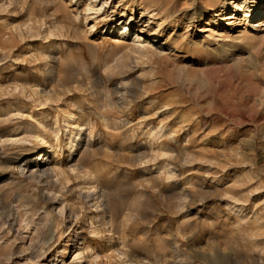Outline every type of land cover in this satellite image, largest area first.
I'll use <instances>...</instances> for the list:
<instances>
[{"label":"rangeland","instance_id":"rangeland-1","mask_svg":"<svg viewBox=\"0 0 264 264\" xmlns=\"http://www.w3.org/2000/svg\"><path fill=\"white\" fill-rule=\"evenodd\" d=\"M64 1L86 19L51 0H0V264H264V27L252 28L264 13L230 27L228 53L185 54L136 36L159 32L158 8L184 0H148L150 11L138 0ZM213 1L216 17L244 18L245 0ZM207 18L189 36L201 39ZM54 66L74 83L44 76ZM24 71H37L43 92L14 80ZM45 152L49 180L3 164ZM91 197L112 207L103 237L91 238L103 213Z\"/></svg>","mask_w":264,"mask_h":264},{"label":"bare ground","instance_id":"bare-ground-1","mask_svg":"<svg viewBox=\"0 0 264 264\" xmlns=\"http://www.w3.org/2000/svg\"><path fill=\"white\" fill-rule=\"evenodd\" d=\"M51 1L55 9L63 11L64 13H68V15L69 13H75L78 16L84 14L83 17L86 19L85 11L80 10V5L78 2L74 3L71 1L69 4H67L64 0H51ZM120 2L124 3L125 5H128L131 2V0H120ZM138 2L139 3L137 6L138 7L144 6L145 11H150V9L153 8V5L149 4L150 1L148 0H138ZM188 4H189L188 0H184L183 8H187ZM239 4L240 5L238 6V10H240L244 14V18L234 23L230 21L234 19V17H232L230 14H226L223 16L220 15L216 17L215 14L218 13L216 10L218 7V2L216 1L215 3L213 0H192L188 10H182L183 9L182 8L178 11L177 10L178 4L177 5L172 4L171 7H168L166 9H164V6H160L158 8L157 13L154 14V17H153L158 27L157 31L159 32H151V31L147 32L144 30L137 29L136 36L138 37V41L142 40L143 38L146 41V44H150L151 46L156 44L157 46L164 47L166 46L167 43H170V46L168 47V49H172L170 53L174 52V53L187 54V52H190L191 50H195L199 54L203 52H209V51L214 52V53H217L219 51L223 53H228L231 47L230 45L228 46V43L231 42L229 41V39L231 38L230 36L231 28L230 27L233 25H236V26L240 25L241 21L246 22V25L252 24L254 23L255 20L259 19V17L264 13V0H255V3H254L255 7L250 12L248 11L247 0L240 2ZM202 7H204V11ZM229 7H230V1H227L221 7L223 10L222 12L227 11ZM125 10H127V7L125 8ZM131 11L133 10L131 9ZM209 12L214 13V15L210 16ZM208 16L209 18L203 21V27L200 30V33L203 34L204 36L201 39H197L199 37L192 38V36H189L190 32H195L193 35L197 34L196 28L199 22L198 19L200 17L204 18ZM65 19L63 17L57 22L63 23L65 22L64 21ZM186 23L189 25H185ZM180 27L181 28L183 27V29L185 30L182 35L175 33V30ZM263 27H264V19H262L261 21H257L252 28L253 30L258 31L262 29ZM166 28H170L172 32H171V35L168 37V40L163 44L162 42H164L165 39H163L162 37L165 33ZM114 31L115 29L111 31L112 35L114 34ZM129 32H130V29L127 28V25H124L118 28L117 34H119V36L121 37H126L129 34ZM55 60H56L55 58L50 59L51 62H55ZM60 69L54 66V68L52 70L47 71L44 74V76H46L47 78L49 77V79L51 80L57 79L60 87H67L71 85L72 83H74V79L70 75V73L60 70ZM14 77H15L14 80L19 81L22 84L25 83L26 78L31 77L34 83L33 86H36L37 88L41 89L40 90L41 92H43V87L39 85V83H36L37 71H33L31 75H30V72H27V71L18 72L16 73ZM66 118H67L66 120L67 123H69V121L74 119L75 116L74 114H69V116ZM74 128L76 131L74 132L72 139L78 138L82 131V127L80 125H76ZM77 146L78 144H76V142L73 141L72 144L70 145V148H71L69 150L70 156H72V154H76L75 157H77L80 154L77 151L78 149ZM48 156H49V152H45V154L43 156H40L38 160L37 159L33 160L32 156L25 160L21 158H11L8 156H3L2 159H3V164H5V166H7L8 169L9 168L13 169L14 166H17L22 173H30L31 176L38 175L39 178L49 180L53 172H52V169H49V168L46 169L45 167L46 163L43 161L44 158ZM75 157L72 160V162L74 161V164L71 166L77 167V163L81 161V159H79L78 157V159L75 160ZM50 158L51 156L47 158V161ZM53 163H54V160L52 164ZM59 171H60V174H59ZM63 174L66 175L65 171H63L61 168H58V172L55 171V176L57 177L58 175H63ZM91 198H92L91 202L96 201V205H95L96 208L100 209V211L103 212L102 214H100L98 218L96 217L95 223L99 224L98 225L99 227L98 229H94V231L91 233L92 234L91 238H95V234L97 236L102 235L103 237L104 232L108 231L107 226L109 225L110 220H111V215L113 214V211L111 209L112 207L110 208L109 205H106L104 208L103 207L101 208V205H97V204H100L99 201L97 202L99 197H96V198L91 197ZM46 204H49V202H46ZM51 214L52 215H51L50 224L47 226L46 231L43 235L44 242L46 244L50 243L52 240L55 239V232H56L55 225H56L57 220H55L54 213L52 212ZM70 231L71 232L69 233V235L73 232L72 226L70 227ZM90 243L88 244L87 249H89ZM93 243L96 244L95 241ZM67 254L69 253L66 250L63 251V255H67Z\"/></svg>","mask_w":264,"mask_h":264}]
</instances>
